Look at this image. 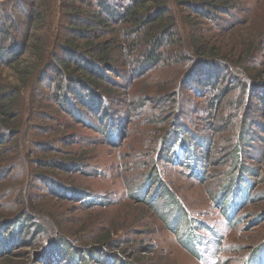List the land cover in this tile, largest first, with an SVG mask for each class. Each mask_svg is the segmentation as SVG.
<instances>
[{"label": "trees", "instance_id": "16d2710c", "mask_svg": "<svg viewBox=\"0 0 264 264\" xmlns=\"http://www.w3.org/2000/svg\"><path fill=\"white\" fill-rule=\"evenodd\" d=\"M231 1H0V16H4L0 35L11 28L17 30L15 34L5 32L9 36L7 40L0 39V143L14 142L18 151L15 165L21 177L25 175L24 182L14 185L20 197L15 198L14 208H10L13 211L0 215V262L10 264L8 258L15 244L24 243L30 228H34L35 248L43 253L39 256L40 264H143L141 259L129 260L122 252L111 251L115 248L110 246L121 242L119 231L126 225L112 226L106 236L95 238L96 244H77L85 238V231L80 232L79 238L62 233L53 215L41 211L42 205L34 203V197L39 195L29 188L37 174H30L25 134L32 96L40 95L46 87L51 101L71 123L94 128L115 145L120 144L119 133L123 130L121 120L118 123L115 117L121 119L120 113H128L125 106L134 98L128 91L130 86L153 70L175 69L176 82L163 88L156 98L163 103L151 109V105L146 108L148 101L142 99L139 114L142 122L137 126L153 138L129 162L130 173L136 180L126 182L125 196L142 205L135 223L161 221L186 251L201 252L198 231L208 230L214 236L217 231L187 208L172 187L164 164L170 168L180 166L185 177L205 183L211 174L208 168L214 167L209 163L208 153L217 145L219 151L214 164L229 167L225 172L218 171L219 189L211 193L223 222L236 224L243 210L264 202V153L257 160L259 166L249 167L245 163V159L249 160L252 141H264V79L262 75L256 79L247 74L242 65L245 59L225 54L215 40L200 34L201 27L188 13L195 12L202 19L221 25L223 19L231 22L236 18L237 6ZM181 7L188 12L185 14ZM5 68L15 75L13 80L3 77L1 72ZM183 77V84L190 81L186 85L189 98L196 93L201 100L209 98L206 118L213 134L220 130L218 137H203L190 125H183L175 115L181 104L178 97L183 89ZM220 81L224 82L221 87ZM236 88L240 95L229 99ZM225 102L227 106L222 108ZM168 115H172L170 119ZM174 115L176 121L171 120ZM105 116L108 119L104 120ZM123 121L125 125V116ZM150 122L156 127L142 124ZM71 131L70 137L82 139L75 128ZM55 140L52 137L40 143L49 145V150L54 152L42 160L52 170L39 176L44 195L79 203L88 210L111 206L112 199L107 200L87 188H77L71 177L62 175L102 173L98 168H93L95 172L89 169L84 153L72 156L59 152ZM252 212L253 221L264 220V205L256 206ZM254 250V260L264 256V241Z\"/></svg>", "mask_w": 264, "mask_h": 264}, {"label": "rangeland", "instance_id": "374dc122", "mask_svg": "<svg viewBox=\"0 0 264 264\" xmlns=\"http://www.w3.org/2000/svg\"><path fill=\"white\" fill-rule=\"evenodd\" d=\"M232 1L237 6L235 10L236 18H232L231 22H227V18V21L223 19L221 25L215 24L211 19H202L195 12H188L186 8L181 7V9L185 14L187 12L191 13V18L202 29L199 33L209 38L208 40H215L218 47H221L225 54L245 59L246 62L244 60L245 63L242 65L247 74H251L253 77L256 76V79L262 75L261 78L264 79V0ZM15 15L17 16L16 13ZM3 18L4 16L1 15L0 25ZM63 23L65 22L63 21ZM8 31L15 34L17 30L11 28V30L1 32L0 39L7 40L9 36L5 35V32ZM174 72L175 69L159 68L153 70L144 78L138 79L139 81L133 82L134 84L130 86L128 91L134 95V98L130 99L125 106L128 113H125V115L124 112L120 113L121 119L115 117L116 122L119 123L121 120L120 127L123 128L119 133L120 144L116 143L115 145L108 142V138L96 129L71 123V119L61 113L51 101L48 87L40 95H33L31 114L27 121L29 126L25 134L26 155L29 159L30 174H37L32 178L29 188V191L38 192L39 195L36 196L37 198L34 197L33 201L38 205H42L41 211L53 215L62 233L65 231L64 233L78 237L81 231H85V238L77 241V244H84L85 242L96 244L98 240L95 238L99 237L100 239V237L106 236L112 226L117 224L126 225L119 231L118 240L121 242L116 244L115 247L110 246L115 248L111 251H120L129 260L133 258L141 259L143 264H253L255 260L257 261L254 264H264V256L254 260V247L264 241V220L253 221L255 216L250 217L253 209L256 206L261 207L264 202L243 210L239 214L240 221L236 224L223 222V217L220 218L221 213L213 205L211 193L218 191L217 185L221 182L218 171L225 172L229 169L226 164H214L219 151L217 145L213 147L210 154L208 153L209 163L214 167L208 168L211 174L205 183H199L196 179L185 177L179 170L180 166L170 168L166 164L163 165L167 170L172 187L184 199L187 208L199 219L202 218V220L210 222L212 225L209 226L217 231L216 236L208 230L198 231V241H201L198 245L201 250L199 254L186 251L161 221L156 224H153L152 221L135 223L142 205L127 200L125 196L126 182L132 183L136 180L135 175L130 173L129 162L135 160V155L139 151H143L153 138L152 135L143 132L142 127L137 126L142 122L139 120L141 107H143L141 106L142 101L144 99L146 102L148 101L146 108L151 105V109L163 103L161 99L157 100L156 98L160 96L163 88H167L173 82H176ZM1 74L4 78L10 80L15 78V75L13 76L8 68L3 69ZM192 78L193 75L190 76L191 82L193 81ZM183 82L184 77L182 81L183 89L181 90L183 93L181 92L180 97H178L181 104L175 115L179 116V121H182L183 125H190L203 137H211V139L214 136L218 137L220 130H215V133L218 132V134H213V130H209L210 124L206 118L205 108H207L209 98L201 100L198 98L197 93L189 98L186 94V85L190 81L187 80L186 84H183ZM223 84L224 82L221 83L220 81L218 86L221 87ZM238 89L231 91L232 94H229V99L233 95H240ZM214 90L211 91V94ZM137 95L138 98L135 99ZM226 106L227 102L224 105L222 104L221 107L225 108ZM175 115L171 119L172 121H176ZM124 116L126 117L125 125ZM170 116L172 115H168L167 118L170 119ZM106 118L108 119V116L103 117L104 120ZM91 120L94 121V118H91ZM151 123L142 124H146L147 128L156 127L155 124ZM69 126L77 130L76 132L82 137L80 141L69 136L71 130H73ZM143 129H145V126H143ZM52 137L57 139L54 144L60 149L59 152L70 153L72 156L84 153L87 156L86 161L89 162V169L95 172L93 168H98L102 173L99 175H83L75 172L74 174L62 175L65 178L71 177L70 180L77 188H87L104 195L103 197L107 200L112 199L113 204L111 206L88 210L78 205L79 203L70 200L68 202L63 199L57 200L54 196L44 195L45 192L40 190L44 185L39 176L52 170L46 168L42 160L54 152L49 150V145H41L40 143ZM15 149L12 140L3 144L0 143V156L6 155L0 158V169H4L0 173V215L13 211L10 208H14V200L17 201L15 198L20 197V193L14 185L25 180V175L21 177L22 175L15 165L18 160V151ZM262 153H264V141H252L247 156L249 160H247L248 158L245 159L246 165L249 167L259 166L260 163L257 160L262 157ZM12 185L14 186L13 190L10 189ZM8 189L10 190L7 193ZM40 193H43V195ZM155 218L158 219L156 216ZM30 230L31 232L25 237L24 243L15 244V248H13L8 258L11 261L10 264H40L38 263L39 256H42L43 253L35 248L36 244L33 240L36 236L34 232L36 230L34 228H30ZM32 241L33 243H31ZM50 259L52 260L51 257ZM2 263L6 264L0 262V264Z\"/></svg>", "mask_w": 264, "mask_h": 264}]
</instances>
